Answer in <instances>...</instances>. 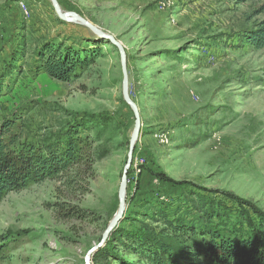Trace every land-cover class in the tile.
Returning <instances> with one entry per match:
<instances>
[{"label":"rangeland","instance_id":"1","mask_svg":"<svg viewBox=\"0 0 264 264\" xmlns=\"http://www.w3.org/2000/svg\"><path fill=\"white\" fill-rule=\"evenodd\" d=\"M57 2L120 44L128 96L140 117L125 208L111 233L139 231L144 212L151 227L167 232L161 217L151 219L155 210L195 222L198 212L187 195L219 206L223 221L212 222H221L215 230L227 239L258 227L264 46L254 48L246 34L264 21V0ZM44 43L61 53L87 50V65L67 81L51 78L36 67ZM5 122L6 153L44 150L71 129L90 147L78 166L0 199V264H96L100 251L98 264H145L111 233L97 246L117 209L134 125L122 95L118 48L77 22L60 20L50 0H0V127ZM200 227L205 230L194 228V241L201 239Z\"/></svg>","mask_w":264,"mask_h":264},{"label":"trees","instance_id":"2","mask_svg":"<svg viewBox=\"0 0 264 264\" xmlns=\"http://www.w3.org/2000/svg\"><path fill=\"white\" fill-rule=\"evenodd\" d=\"M246 39L254 48L264 46V21L250 29ZM83 52L87 50L61 53L54 44L44 43L37 50L36 67L53 79L67 81L74 76L76 69L87 65L86 58H82ZM11 72L12 69L6 70V73ZM8 126L5 122L0 127V199L8 192L24 188L28 183L52 178L78 166L82 150L90 147L87 137H81L71 129L62 141L48 144L44 150L28 147L6 153L2 136L7 133ZM154 175L170 184H179L163 173ZM186 199L198 212L195 222H187L179 215L170 220L166 212L155 210L151 219L161 217L168 225L167 232L163 229L156 231L150 222L145 221L149 214L144 212L139 231L128 232L117 228L111 233L113 241L123 239L124 246L132 248L140 256L139 260H145V264H264V212H257L261 220L258 227L252 228L246 237L233 240L215 230L221 222L214 225L212 220H221L224 216L218 205L208 204L200 196L194 200L187 195ZM136 217L133 218L135 221ZM202 225H205V230L200 227L198 235L201 239L197 237V241H194V228ZM203 236H208V239L202 240ZM140 243L148 247L140 248ZM102 253L97 252L96 264L103 257Z\"/></svg>","mask_w":264,"mask_h":264},{"label":"water","instance_id":"3","mask_svg":"<svg viewBox=\"0 0 264 264\" xmlns=\"http://www.w3.org/2000/svg\"><path fill=\"white\" fill-rule=\"evenodd\" d=\"M50 3L54 9V12L56 16L66 22H77L87 29H89L91 32H93L97 37L102 38L110 42L111 44L115 45L120 54V65H121V71H122V95L124 101L129 105L133 112V117H134V125L132 129V133L130 136L129 140V148L127 152V157L125 164L123 166L121 176H120V181H119V186H118V191H117V198H118V205L117 209L114 212L111 220L109 221L108 225L106 226L102 236L100 243L97 246H100L106 238L109 236L111 231L116 227L118 222L121 220L125 208V190H126V182H127V174L128 170L131 166L132 162V155H133V150H134V144L137 139V135L139 132V126H140V117L136 108V105L128 96V89H127V75H126V66H125V56L124 52L118 42H116L113 37L109 34H106L102 32L101 30L97 29L92 23H90L88 20L84 19L80 15H78L75 12L72 11H62L57 0H50ZM96 247H92L88 253L94 251ZM85 261L88 263L89 258L86 257Z\"/></svg>","mask_w":264,"mask_h":264}]
</instances>
